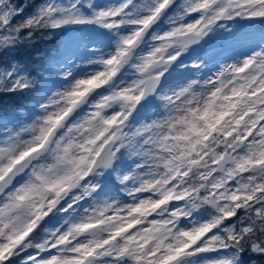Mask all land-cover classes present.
I'll list each match as a JSON object with an SVG mask.
<instances>
[{"label":"rangeland","instance_id":"obj_1","mask_svg":"<svg viewBox=\"0 0 264 264\" xmlns=\"http://www.w3.org/2000/svg\"><path fill=\"white\" fill-rule=\"evenodd\" d=\"M4 3L0 49L19 43ZM137 3L43 0L28 17L106 35L96 42L81 31L64 50L60 80L1 136L0 178L41 153L0 195V264H166L183 253L178 264L264 262V37L233 35L264 23V0ZM188 32L205 39L180 48L176 37ZM157 59L165 65L147 73ZM160 73L142 100L145 77ZM20 75L0 70V87ZM108 140L110 165L91 170ZM91 226L93 236L81 235Z\"/></svg>","mask_w":264,"mask_h":264},{"label":"trees","instance_id":"obj_2","mask_svg":"<svg viewBox=\"0 0 264 264\" xmlns=\"http://www.w3.org/2000/svg\"><path fill=\"white\" fill-rule=\"evenodd\" d=\"M4 3L6 13L4 16L5 24L10 27L17 26V34L19 35V43L11 47H2L0 49V70H8L13 67L17 74L24 73L16 84L7 81L0 87V139L2 134L7 131L8 125L14 123L18 126L27 121L35 111L36 101L43 91L53 83L58 82L59 79V64L64 60V50L68 48L69 44L78 39L82 32H87L91 35L89 40L101 42L106 35L103 28H97L95 25H88L87 23H80L78 25H70L68 27L55 26L47 19H28L36 6L43 0H2ZM78 3L84 0H77ZM135 4L139 0H131ZM13 6V11L11 8ZM169 9V7H168ZM8 14L11 16L7 17ZM163 12V11H162ZM170 9L166 15L169 14ZM161 16L157 18L161 21ZM94 30V31H92ZM30 33L29 36H24L23 33ZM233 34L235 38L240 34L246 36L251 42H257L264 37V23L250 27L237 26ZM208 45L206 50L210 51L215 47ZM209 48V49H208ZM218 49V47H217ZM12 64V65H11ZM118 62L110 63L111 68L115 69ZM58 80V81H57ZM116 164V162H115ZM189 170V177L186 176L187 183L191 184L194 181V173ZM195 195L200 192L194 189ZM191 196L189 199L190 205L194 204L198 199L203 198V193L198 197ZM198 209L205 206L202 203L196 204ZM205 212V211H203ZM214 228H216L214 226ZM35 238L38 232L32 234ZM1 261V256H0ZM248 258L242 256L240 264H245ZM264 262H261L263 264ZM5 264H14L12 261H7Z\"/></svg>","mask_w":264,"mask_h":264},{"label":"water","instance_id":"obj_3","mask_svg":"<svg viewBox=\"0 0 264 264\" xmlns=\"http://www.w3.org/2000/svg\"><path fill=\"white\" fill-rule=\"evenodd\" d=\"M205 38L203 34L197 33H183L177 36V44L180 48H188L192 47L199 42H201ZM166 60L157 59L154 62L150 63L146 67V72L149 73L151 70L162 67L165 65ZM163 74L158 75H147L144 80V87L143 92L141 95L142 100H146L150 98L156 89L158 88L160 82L162 81ZM111 148H112V141L108 140L104 143L101 147L100 151L98 152L97 156L95 157L92 165L91 170L97 168H107L111 161ZM41 150H36L28 153L24 157H22L17 163H15L7 173L0 179V195L4 193L11 185H13L20 176L24 173L26 168L40 155ZM230 161L229 155L222 156L216 163H215V170L219 171ZM96 232L95 227L88 228L87 230L81 232V235L84 236H93ZM186 254L180 255L166 264H178L184 258H186Z\"/></svg>","mask_w":264,"mask_h":264},{"label":"bare ground","instance_id":"obj_4","mask_svg":"<svg viewBox=\"0 0 264 264\" xmlns=\"http://www.w3.org/2000/svg\"><path fill=\"white\" fill-rule=\"evenodd\" d=\"M188 20V19H187Z\"/></svg>","mask_w":264,"mask_h":264}]
</instances>
